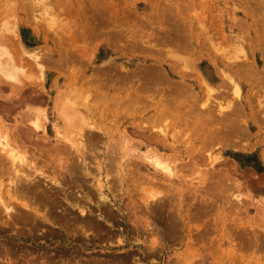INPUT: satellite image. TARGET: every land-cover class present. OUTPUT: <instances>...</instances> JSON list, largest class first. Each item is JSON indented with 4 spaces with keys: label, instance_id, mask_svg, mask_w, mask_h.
<instances>
[{
    "label": "rangeland",
    "instance_id": "rangeland-1",
    "mask_svg": "<svg viewBox=\"0 0 264 264\" xmlns=\"http://www.w3.org/2000/svg\"><path fill=\"white\" fill-rule=\"evenodd\" d=\"M256 1L257 0H101V1L100 0H73V1L72 0H38V1L37 0H34V1L32 0H0V50L5 51V49H7L8 51H10V53L12 54L15 53L14 57L19 58L21 62V65L19 67H21L24 70V74H21L19 72V74L16 76L18 81L15 79L6 78L3 75V73L0 71V113L1 115H3V118L7 122V124L11 127L12 132H17L16 133L18 134L17 138L19 136L20 142L22 141V143H24L26 147L27 146L31 147V148L29 147L28 148L33 152L28 151L30 152L28 154L36 155L35 157H37V159H36L35 166L41 167L45 165V168L48 169L50 165L46 164V162L51 163L52 161L53 163L54 161L53 157L55 155V150L53 151V147L49 146L50 144L48 143L50 142L48 141L53 138L55 129L60 128L61 132L64 131V133L66 132L67 134L68 132L73 131V130L74 132L78 131L79 126L77 127V125L79 124H77L78 122H76L77 119H74L76 123L74 122L75 125L72 124L74 127L72 126V129L70 127L69 131L67 130V126L64 124L65 121L63 120V118H65L64 115H66L64 114V111H67L70 113V110L68 109V107H66L67 105L66 106L64 105V103L66 102V99L68 98L69 101L74 100V103L77 101L76 103H79L80 105H82V102H83L82 99H84L82 97L83 95H79V96L76 95L77 96L76 97L74 93H71L73 95L66 96L68 92H65L66 90L65 88L68 87L67 84L69 85V83L67 82L65 83V80L61 78L60 75H59L60 77L58 76V73L62 72V69H63L61 67L62 64L59 65L60 63L59 61L63 60L59 57L60 56L59 54H61L60 52H65L66 50H68L70 51V53H72L74 52L73 47L74 48L76 47V50L75 49L74 50L78 52L80 51L81 55H77L78 59L76 60V62L74 61L75 63L71 67L75 66V68H79L80 70L82 68L83 70L81 73H84V72L91 73L92 72L95 75L99 74L102 79V77H105L108 74L111 75L113 73H116V71L118 70H122L120 68H125V69L130 68L131 69L132 67L134 68L136 64L137 65L139 64L147 65L146 61H143V60L141 61V58L142 59L145 58L143 56L144 55L143 52L141 51L139 52L138 49H135L132 47H131L132 49L125 48L124 43L127 42V44L125 43L127 46L129 44L128 41L130 39L129 40L126 39L127 41H125L126 34L121 35L120 32L122 33L123 31H120V32L119 30L116 31V28L123 29V27L125 28L128 25L127 26L128 27L127 37L133 34L134 36L138 34L140 38L142 37V39H144V37L145 38L150 37L148 43L154 44L155 42L153 41L155 40V38H151V37L153 36L162 37L164 36V33H166L167 35L171 31L175 30V26L178 24L179 21L182 24L181 27L183 28V30H185L188 27H191L192 31H194V32L183 31L184 33L185 32L186 33L188 32L191 34L194 33L195 35L194 37L197 36L200 39L202 38L201 39L203 40L202 49L206 48V50H202L203 52H200L199 50L194 51L191 47L189 50L180 53V51H177L174 47L172 46L169 47V44H165L166 46L159 44L156 48H154L155 50L159 49V51H163V52L166 51V53L164 54H168L169 51H173L172 53L178 57L177 60L172 59V61L171 60L169 61L171 63L173 62L172 64L170 63L171 66L175 64L173 67L177 68V70L181 69L182 66H183V69L184 68L188 69L189 75L191 77L190 81L192 80L191 81L192 83L195 82L194 84L197 87V89L198 88L200 89V85L202 87L209 85L216 92L218 91V92L223 93L222 95H224V92H225V95L228 94L227 97L225 95L222 97L220 93L219 96L221 95V98L219 97L218 99H217L218 97L217 95H216L217 97H215V95H212V97L214 96L213 98H215L216 101L215 99L213 100V98L211 101H214L215 103L220 102L222 103V105H224L225 103H227V100H228V102L230 103L234 102L232 103L233 105H235L236 103L238 104L239 99L240 100L242 99V101H244L242 97L250 89H252V92L255 93V94H252L253 100L257 103L259 99V100H262L264 103V89H262L264 87V82L261 84V82L264 81L262 80L264 78L262 77V75H259V74L264 73V45H263L264 41H263V44H261L259 47L254 46L252 44L253 41L250 39V37L246 36L248 35L249 31L244 28L245 27L244 23L248 19V16H246L245 14L246 13L245 10H249V7L255 11L254 12L255 16H257L258 13H261V14H258L257 19L260 20L261 18L262 19L264 18V16H262L264 15V6H263L264 0H261V1L259 0L257 2ZM86 2L88 5L86 4ZM254 3H256V5L258 3L259 4L257 5L258 7H256ZM94 4L95 6L97 4H100V5H97L95 7ZM104 5L107 6L106 7L107 10L105 9ZM179 5L184 6V7H180ZM99 6H101L100 9H99ZM185 6L188 7L186 9L187 12L185 11ZM102 8L104 10H102ZM71 9H74V10H71ZM93 10L94 12L96 11L97 14L94 13ZM183 11L187 14H185ZM71 12L73 13L76 12L74 14L75 15L77 14V16L73 15V13ZM98 12L99 13L103 12L104 14L103 13L99 14ZM124 12L127 14V16ZM44 15H47V16L50 15V16L49 18H47V16H44ZM78 15L82 17H79ZM193 15L196 19L193 17ZM51 16H53V19L50 18ZM92 16H94V20L89 19V17L92 18ZM102 16L104 18H102ZM107 16L109 17L108 19H110V21L111 20L114 21V22L112 21L110 22V24L113 23L112 25L108 26L110 28L106 27L108 25L106 21H109L106 18ZM70 18L72 19L70 20ZM100 18L103 20L106 19V21L103 22L101 20L102 21L101 22ZM193 18L195 19L194 21H193ZM42 20L43 22H41ZM48 21L49 22L51 21V22L49 23ZM181 21H183L184 23L186 22L187 24H190V26L187 27L186 24L184 25ZM195 21L197 23H195ZM52 22H54L53 23L54 26L51 24ZM83 22L84 23L88 22V26L90 25V23L94 24L95 30H93L92 28H89L86 23L83 24ZM116 22L119 23L118 26H115L117 24ZM49 24H51L53 28L49 26ZM75 24H76V27H74ZM120 24H122L123 26L122 25L120 26ZM47 25L48 27L52 28L51 31L49 30ZM80 25L81 27L82 25L88 27L90 32H87L88 29L86 30V27H84L85 29L83 31H86L87 32L86 34H84L85 32L83 34H79L78 31L77 33L76 30H80L79 29ZM64 26L65 27L68 26V28L66 29ZM60 27H62L63 29H61ZM131 27L134 29H132ZM191 28L189 30H191ZM109 29L110 30L112 29V30L110 31ZM72 30L75 31V33L70 32ZM137 30L139 33L136 32ZM131 31H132V34H130ZM246 32L248 33L246 34ZM128 34L130 35L128 36ZM134 36H132V39ZM139 36H135L137 37V39L136 38L133 39V40L136 39L135 40L136 43L138 39L140 40ZM67 38H69V40ZM55 40L57 42H55ZM71 40L72 41L74 40V41L72 42ZM118 41L120 42L118 43ZM145 46L149 47L148 45H145ZM163 46H165V48ZM169 48L172 50H170ZM1 54L2 52H0V58H1ZM32 56L40 57V58L42 57V58L38 61V63L36 62L35 64V62L32 61L34 60ZM44 56H46L47 59L50 58L51 60H53V62H51L52 64L50 62H47L46 60H43ZM56 60H57L56 63L58 64L55 63ZM232 62L234 63L236 62L235 65L241 64L244 66L250 64V62L253 63L256 68L255 71L259 72V74L256 72L258 76L255 75L256 78L253 77L252 79H255V81L258 82L262 78L261 79L262 81L260 80V82H258L254 86V80L250 82L251 79L247 81V79L245 78L243 79L237 76L238 74L236 75L234 72H230L229 67ZM39 63L43 66L45 72H42L41 69L37 66V64ZM58 65L60 67H58ZM56 68L58 69L62 68V69L61 71L59 70L58 72V69ZM67 69L68 70H63V72L65 71L66 72L68 71V72L67 73L65 72L66 75L62 74V76L66 77L69 74L70 67H68ZM227 70H229L231 74ZM227 73L229 74V77L234 79L240 86L241 91L239 93L234 92L233 88L231 89L232 85L224 77V74H227ZM55 76H57L58 78L55 79ZM79 76H81L78 79L79 82L77 81L76 82L80 85V82L83 76L82 75H79ZM100 76L98 77L99 79H100ZM244 80H246V82ZM247 82L248 83L250 82L249 84H253V86L247 84ZM71 83H73V81H71ZM248 86H251V88L249 87V90H248ZM40 87L41 88L43 87L44 91ZM253 87H256V89H254ZM61 89H63L64 91L62 92L65 93V95L63 96H62L63 93L62 94H59V92L57 93V90L58 91L60 90L61 92ZM69 94H70V91H69ZM59 95H61L60 98H59ZM65 96L66 98H64ZM63 98L65 99V101L62 100ZM222 98H225V99H222ZM204 99H206V95L203 96L201 101H203ZM235 99L237 100L236 103H235ZM240 100L239 102H241ZM60 105L62 107H60ZM63 105L65 106V108L63 107ZM60 108H64L63 112L61 111L62 109ZM256 110H258L257 104H256ZM59 112L61 113V115ZM242 113H244V117H245V113L248 114L247 111L242 112ZM262 117L263 116L261 114V118ZM244 121L241 122V125L244 126V128H246V124H247L248 130L252 134L251 136H249L246 139L241 140L240 143L236 145L229 143V141L227 142L222 141L220 143L219 142L213 143L214 142L213 141L212 142L213 144L212 143L204 144V143H200L199 141H197L196 144L198 146L196 145L194 148L198 147L197 152H199V154H197V152L192 154L193 150L191 149V147H189L188 150L185 148V146H188V144L184 145V142L182 141V139L178 137L176 133L177 128L176 130L173 129L174 131L168 130L167 132L169 133V135L172 132L176 134L175 138L179 140V142H176L178 145L175 146L174 151H169V152L164 151V152H166V154L168 155L169 154L173 155V157L178 155L174 157L176 162L175 160L173 162L177 168H183L184 172L181 171L182 174L180 173V177L178 179H173L172 189L174 188L173 189L174 191L171 190L172 192H170L168 187L166 189H163L161 188L163 187L161 185H160V188H158L159 185H157L154 191L156 190L157 194L159 195L161 194L160 196L157 195L158 198H161V197L163 198L164 194L167 195L168 193H169L168 194L169 196L173 193L174 194L177 193L175 194L177 195V198L179 194L184 195L185 197L183 198H187V200L185 199L184 204H188V202L193 203V208L191 207L190 210L192 209V212L196 214L197 210L195 209V207L197 205V201L201 199V196L203 197V199L201 200H204V199H208V197L211 195V194L209 195L208 192L205 193L206 195H204L201 193V190L205 189L207 191L210 186L214 188L217 187L216 184H218V180H217L218 178L221 179V182L223 181L225 183L226 178L223 179L224 177H227V179L232 176L237 177L238 180L243 183L242 185H240L239 189L228 188L227 192L222 193L220 190L221 189V186H220L219 190L218 188H215L214 191H216L219 194V196L222 195L221 197L217 198L219 201L221 198L222 199L224 198L232 199L234 198V195H240L241 199L247 202L245 203L246 206L237 211L235 210V208L233 209V207H231L233 206L232 204L226 205L224 203L225 206L224 204L223 206L218 204V206H216V208L213 211L211 210L207 212L205 215H202L200 219H198L199 222L202 223L206 221L205 223H207V225L209 224L208 229H210V234L209 236L205 237L204 242H209L213 245L214 248H216L218 246L217 240L220 239L219 233H221V231L219 232V230H217V232H215V231H212V228L214 229V227L220 225L219 218L223 220H227L226 221L227 228L229 227L227 226V224L228 225L231 224V226H236V230L232 229L233 231H231V233L233 232L234 235L233 236L228 235L229 238H233V239L235 238V239L234 240L230 239L232 241L229 240V241L223 242L224 249L220 251L221 254H225L226 250L229 249L228 246H230L231 248L234 247L236 249L237 257L239 259L241 258L240 261L237 260L235 264H251L250 260H248L249 258L250 259L252 258L251 262L253 264H257V263L264 264V246L262 244L264 243V155L262 156L264 152V146H263L264 142L262 143L260 142V135L258 133V131L261 128H262L261 129L262 132L264 130V117L261 119V122H259V125H261L262 127H258V129H254V127H252L254 120H250L249 123H247L246 120ZM33 122L39 123L40 127L44 126L46 132L45 133L42 132L40 127H38L39 129H34V125L32 124ZM15 123L18 126V127L16 126V128L14 125ZM20 126L22 127V129ZM54 126H57L58 128H55ZM16 129H18L19 131L21 129L22 133L19 132L18 130L16 131ZM26 129L27 131H25ZM34 130H37V131H34ZM207 132L208 131H206V133ZM113 133H115L114 134L115 136L118 134V132H111L112 135ZM16 134L14 133L13 136L15 137ZM253 134H257V135H253ZM21 135H23V138ZM24 135H26V137ZM101 137L99 136V139L101 138L100 139L101 144H98L99 146L98 145L97 146H98V149H100L101 151H105L103 149L104 146L102 145V143L107 138L104 137L103 135ZM175 138L174 140L177 141ZM12 139H16V137L15 138L12 137ZM135 140H138V138H135ZM16 141L18 142L19 140H16ZM35 144L36 146L38 145V147H36ZM40 147H42V149L45 147L44 151ZM47 147L48 148L50 147L54 154L51 153V151L49 152L48 150H51V149L50 148L47 149ZM137 147L138 146L134 148H137ZM36 150H38L37 151L38 154ZM46 150H47V156L49 157L52 156V158L48 157L50 161L46 159V154H44L46 153ZM144 151H145V147L142 146L140 147V152L139 151L138 152L139 154H142ZM40 152H42L43 154H39ZM48 152L51 153V155ZM138 152H136V154H138ZM208 153L212 154V156H217V160L215 162V168H212V166H209L208 163H204L205 160H203L197 163V165L199 166L193 167V168H198V169H194V170L188 169L193 164L192 161L196 156L203 155V157H207L206 154ZM100 157H101V154H100ZM42 158L43 160H41ZM77 161L78 160L76 159V162ZM94 163L96 164V160ZM93 165L94 164H91L92 167ZM48 170H49L48 171L49 175H51L50 169ZM199 170H200V173H199ZM93 172L96 173L97 171L93 170ZM141 173L144 174L147 172L144 168H142ZM201 173L203 174V176H200L202 175ZM31 174H33L32 171H31ZM134 176L135 175L132 176V174L131 175L127 174V176H124V179L126 182V185L124 184V186H120L119 185L120 183L118 181H115V184H116L115 191L116 192L113 190L114 192L113 191L112 193L109 192L110 193L109 197L107 196L106 197L109 200L110 198H115L117 201V202L115 201L116 203L111 200L109 201L108 199L105 201L106 203L103 202L101 199L99 200L100 194L106 195L108 193L106 191H105L106 193L99 192L98 188L96 187L97 176L96 178L94 176H85V180H83L84 177L82 176L83 178L81 177V180L84 182V185H81L82 186V187L80 186L81 188H79V185H78L79 183L74 184L76 185L75 187L73 183H71L69 180L65 182L66 184H68L67 186L64 182L61 183V185L59 186V185H55L53 182L49 181L47 178H43V176H36L35 178L36 180H38L37 184L38 185L39 183L42 184V185L40 184L38 187L40 190L39 194H41V192H44V191H45L44 192L45 195L48 193L46 196H48L49 193L52 194V195L50 194V196L48 197L46 196L44 197L43 195V197L46 200L42 199V195H38L39 197H41L40 199L42 203L44 204L46 203L45 205L43 204V206H40L39 205L40 203L38 200L37 203L40 208L39 213L45 212L44 209L46 208L44 207H47V209L49 208L52 212L54 211L53 213L55 215L51 213V220L45 221L46 223L43 220H41V217H38L39 220L43 221V223L41 221L39 223V221L37 222L36 220V222L39 223L38 226L40 227H38L37 229V226H36L37 224H36L34 227V230H35L34 232L31 226L33 220H35L33 219V216H31L32 214L34 215V212H31L32 210H30L29 212L30 214H29L28 213L29 209L28 210L26 209V212L28 215H25L26 212L23 214V212L25 211V208L23 206L21 207V205L15 208L16 211H14L15 209L8 210L7 212L11 211V214L13 216L16 212L15 215L17 218L14 216L15 218L14 219L13 216H10L11 214L7 216L6 215L7 212H3L1 209V212L3 213H2V216H0L1 217L0 218V249L2 248L0 250V254L2 253V251H4L5 254L3 252L4 260H3V256L0 255L1 256L0 263L2 262L1 264H6L8 262L10 264V262L12 263L14 262V264H24V263L37 264L36 261L37 262L40 261L38 264H41L42 262H46L47 264V259L49 258L48 259L49 263L50 261L51 263L52 261H54L52 264H66V263L69 264L70 262L71 264H82V263L83 264H91V263L97 264V262L98 264H182L183 260H186V261L188 260L190 264H199L201 253L197 251L198 256L196 254V251L193 252L192 254L191 248L189 250V252L191 253H189L188 250H186L185 244L182 245V243H178V242L169 244V241L167 240V242L164 243V245H166V248L164 250H161L160 248H158V252L156 253V255L151 256L147 252H148V248H149V245H150V242L153 236H150V235L148 236L146 233L137 234V232L134 230L133 232L132 231L128 232V228H126L124 225V221H125L124 219L129 218L127 216L132 215L133 218L132 217L130 218L135 219V220H137L139 217L144 219L143 217H141V212H139L140 214H138V211L141 209L140 206L143 204L139 196H142V194L140 193L141 190L149 186L145 182H144L145 184L141 182L142 179L137 178L136 180L135 179L136 177L133 178ZM93 177L95 178V181L93 180L94 179ZM214 177H217V179H215ZM103 179L105 180V178ZM134 179L136 182H139L140 185L139 183H136ZM79 182L80 184L82 183L81 181ZM7 186H8L7 184L3 186L5 187L4 188L5 190H3V187L2 189H0L2 190L1 191L2 196L4 195L5 199H6V196H5V193L3 194V192L6 191V189L8 188ZM135 186L137 190L134 189ZM127 187L132 191V194H133L132 196H131V191H128ZM135 190L137 192H135ZM222 190H226V189H222ZM75 191H77L76 194H75ZM111 194L113 196L115 194V197H113ZM146 195L148 196V193L145 194L144 197H147ZM150 195L151 194L149 193V196ZM168 195L166 197H169ZM175 195H171V196H173V200H172L173 206H176V209H177L178 205H176V201L178 202V199L175 197ZM52 196H54V198H52ZM130 197L132 198V200ZM49 198L54 199L53 200L54 203L52 204L56 205L57 203L55 207L54 205L53 207L50 206L52 205L50 204L52 202V199H49ZM78 198H80V200H78ZM134 198H137V199L134 200ZM47 199L49 200L48 202H46ZM67 199L68 200L70 199L71 201L69 200L68 202ZM55 201L57 202L55 203ZM108 201L110 204L108 203ZM135 201L137 203L138 201H141V203L135 204ZM136 205H139L140 207L139 210ZM0 206L2 205L0 204ZM15 206H18V205H15ZM128 206L130 207L131 210L128 209L129 208ZM132 206L134 207L132 208ZM32 207H34L33 204H31V208ZM164 207L165 208H163V212L157 215L158 219L161 217L160 224H162L165 219L162 225H165L167 221L166 217L168 213H173L174 211L173 209H170L168 202L166 203V206ZM56 208L59 211H57ZM223 208H225V210ZM62 209L63 210L66 209L67 211H64L65 212L64 213ZM136 209L137 211H135ZM60 210L62 211L60 212ZM127 210L130 211L129 212L130 214H128ZM55 211H57V213ZM108 211H111V213L112 212L114 213L111 214ZM58 212L61 214H58ZM107 212L110 215L107 214ZM184 212L186 211L184 210ZM17 213H20L19 215H21V217L17 215ZM135 214L139 216L135 218L137 216ZM22 215L23 216L25 215L26 219L24 218L22 219L23 217ZM52 215L54 216L52 217ZM27 216H29V219L31 216L32 220L31 219L29 220ZM111 217L114 221L111 219ZM214 219H217L219 221V224H214L212 222L214 221ZM22 220L24 221L28 220V222L30 221L29 222L30 224L28 223L24 225L26 222L24 223V221ZM6 222L8 224H6ZM119 222L121 224H118ZM21 223L24 226L21 225ZM236 223L238 224V226L235 225ZM27 225L29 226L28 230L32 231V232L30 231L31 234L29 233L28 230L27 232L25 230L26 228L25 226ZM65 225L68 227H66ZM162 225H159L158 227ZM22 226L25 228H23ZM122 228L123 229L125 228L124 231L122 230ZM227 228L225 230L229 234L228 231L230 229L228 230ZM83 229H85L84 231H86L85 232L86 234L83 232ZM111 233L113 234L115 233V234L112 235ZM154 237L158 239L157 236H154ZM122 241H124L123 244H121ZM241 242L243 243L242 249L239 248V244ZM232 243H234L235 246ZM249 244L257 247L254 252L252 249H249V246H250ZM8 245H9V248H8ZM4 246H6L8 249ZM10 248H13V249L11 250ZM258 248H259V251H257ZM187 252L189 256L187 255ZM190 255L191 256L195 255V257L192 258ZM45 256H47L48 258L46 259ZM222 256L225 257V258L222 257L223 264H227L228 258L225 255H222ZM119 257L120 258L122 257V258L120 259ZM189 257L192 258V261H191V258L189 261ZM9 258L13 259L14 261L11 259L10 261ZM256 258H258L259 260H257ZM109 260H112V261H109ZM229 263L230 262H228V264Z\"/></svg>",
    "mask_w": 264,
    "mask_h": 264
},
{
    "label": "bare ground",
    "instance_id": "bare-ground-1",
    "mask_svg": "<svg viewBox=\"0 0 264 264\" xmlns=\"http://www.w3.org/2000/svg\"><path fill=\"white\" fill-rule=\"evenodd\" d=\"M32 1H34V0H32ZM257 1H259V0H257ZM96 3H98V2H96ZM258 3H257V5L260 4V3L259 4ZM86 4H87V2H86ZM254 4L256 5V3H254ZM97 5H100V4H97ZM257 5H256V7H258ZM91 6H93V5H91ZM94 6H95V4H94ZM101 6H99V9ZM106 7L107 6H105V9H106ZM180 7H184V6H180ZM190 7H192V6H190ZM173 8H175V7H173ZM187 8L188 7L185 6V11ZM247 8H248V6H247ZM261 8H263V7H261ZM259 9H260V7H259ZM71 10H74V9H71ZM102 10H104V9L102 8ZM93 12H94V10H93ZM245 12H246L245 13L246 16H248V19L244 23L245 24L244 28L249 31V33L246 32V34L248 33V35H246V36L250 37V39L253 41V42L252 41L251 42L254 46L259 47L261 44H263V41H264V18L262 19L260 17L261 18L260 20H262V21L257 19L258 14H261V13L256 12L258 14H257V16H255V14H254L255 11L252 10L250 7H249V10H245ZM71 13H73V12H71ZM74 13H76V12H74ZM74 13H73V15H75ZM94 13H96V11ZM100 13L102 14L103 12H100ZM185 14H187V13H185ZM54 15H56V14H54ZM122 15H124V14H122ZM44 16H47V15H44ZM49 16H47V18H49ZM75 16H77V14ZM78 16L82 17L80 15H78ZM126 16H127V14H126ZM262 16H264V15H262ZM85 17H84V19H85ZM90 17H91V15H90ZM90 17H89L90 20L91 19L94 20V16H92V18H90ZM193 17H194V15H193ZM50 18L53 19V16H51ZM102 18H104V17L102 16ZM106 18L109 21H106V19L103 20L101 18H100V21L101 20L103 22L106 21L108 24L106 27H108L109 25H112L113 23L110 24V22L112 20L110 21V19H108L109 18L108 16ZM194 18H193V21L196 19V18L195 19ZM71 19L72 18H70V20ZM86 19H88V18H86ZM80 21H82V20H80ZM41 22H43V20ZM54 22H55V20H54ZM54 22H52L51 24L53 25ZM112 22H114V21H112ZM181 22L184 25L186 24L187 27L190 26V24H187L186 22L185 23L183 21H181ZM62 23H64V22H62ZM85 23L83 22V24H85ZM195 23H197V22L195 21ZM51 24H49V26H51L53 28L54 25L52 26ZM86 24L88 26V22ZM118 24L119 23H117L116 25L114 24V25L118 26ZM121 25L122 24H120V26ZM127 26L125 28L123 27V29L122 28L117 29L116 27L115 28H116V31L117 30H119V32L123 31L122 33L120 32L121 35L126 34L125 41L130 39L128 41L129 44L127 46H126L127 42H125L126 44L124 43L125 48H131L132 47V48L138 49L139 52L140 51L143 52V54H144L143 56L145 58L144 59L141 58V61L142 60L146 61L147 65H140V64L137 65L136 64V66L134 68L132 67L131 69L130 68H127V69L120 68L122 70H118V71H116V73H113L111 75L108 74L107 76L102 77V79H101V76L99 74L95 75L92 72L91 73H88V72L81 73L83 70L82 68L80 70L79 68H75V66L71 67L72 65H74V63L78 59L77 55H81L80 51L79 52L75 51L76 47L75 48L73 47L74 52H72V53H70V51H68V50H66L68 52H66V51L60 52L61 54H59L60 55L59 57L63 60L59 61L60 62L59 65L62 64L61 67L63 69L61 68L62 72H59V70L61 71V69H58V68H56V69H58V72H59L58 76L60 75L61 78H63L65 80V83L66 82L69 83V85L67 84L68 90H67V88H65L66 89L65 92H68V94H66V96L73 95L71 93H74L75 96L76 95H78V96L83 95L82 97L84 99H82L83 100L82 105H80L79 103H76L77 101L74 103V100L69 101L68 98L66 99V102L64 103L62 100L65 101L64 98H66V96L62 100L60 99L64 103L65 106L67 105L66 107H68V109L70 110V113L67 111H64V114H66V115H64L65 118L62 117L63 120L65 121L64 124L67 126V130L69 131L70 127L72 129V126L75 125L76 122H78L77 124H79V125H77V127L78 126L79 127H78V131L74 132V130H73V131L68 132V134L66 132L64 133V131H62L63 132L62 133L60 128L55 129V133L53 134L54 135L53 138L48 141V142H50V143H48V144H50L49 146L53 147V151L55 150V155L53 157V160L55 162L54 161H53V163H52V161H51V163L46 162V164L50 165V167L48 169H50L51 175H49V172H48L49 170L45 168L44 164H43L44 166H41V167L35 166L36 159H37V157H35L36 155L28 154V153H30L28 151H31L29 149L31 147L30 146L26 147L24 145V143H22V141L20 142L19 136L17 138V135H18V134H16L17 132H12L11 127L7 124V122L3 118V115H1V113H0V189H2V187L4 185H6V184L8 185L7 186L8 188L6 189L7 193H6V191L3 192V194L5 193L6 199H5L4 195L2 196V192H1L2 190H0V204L2 205V206H0V212H1V209L3 212H7L10 209L13 210L16 207H19V205H21V207L23 206L25 208V211L24 212L22 211L23 214L26 212V209L27 210L29 209L28 213L30 212V210H32L31 212H34V215L31 213L32 214L31 216H33V219H35V220H33L32 224H31L33 229L32 228H30V229H32L35 232L34 227L36 224H37L36 226L38 229V227H40V226H38V224L40 223L41 220H43L44 222L47 220L50 221L51 220V213L54 214L53 213L54 211L52 212L49 208L47 209V207H44V208H46V209H44L45 212L39 213V211H40L39 205L43 206L44 203H42V201L40 199L41 197H39L38 195H42V199L44 200L45 199L44 197L48 193L45 195V193H44L45 191H44V192H41V194H39L40 190L38 187L41 183H39V185L37 184L38 180H36V178H35L36 176H43V178H47L49 181H51L55 185H59V186L61 185V183H63V182L65 183V182H67V180H69L71 183H73V185L79 183L78 184L79 188L82 187L81 185H84V182L81 180L82 176L84 177V178L82 177L83 180H85V176H94L95 178L97 176L96 187L98 188L99 192L104 193L106 191L108 193L106 195L100 194L99 200L101 199L103 202H105L108 199L107 197H109V195H110L109 192L112 193L113 190L115 191V187H116L115 181H118L120 183V184L118 183L120 186H124V184L126 185L124 176H127V174L128 175L132 174V176L135 175L133 178L136 177L135 178L136 180H137V178L142 179L141 182H143V183L145 182L146 184L149 185V186L147 185L148 187H146L145 189L141 190L140 193L142 194V196L138 195L141 198V201L143 202V204H142L143 206L141 205L140 206L141 209H140L139 205H136L138 207V210L140 209L138 211V214H140L139 212H141V217H143L144 219H142L140 217L137 220L131 219L130 217H132V215H130V216H127V217H129L128 219H124L125 220L124 225L126 228H128V232L129 231L133 232V230H134L137 232V234L146 233L148 236L149 235L153 236L151 239L149 248H148V252H147L149 255L155 256L156 253L158 252V248H160L161 250H164L166 248V245H164V243H166L168 240L169 244H173L175 242L182 243V245L185 244L186 250H188V252H189L190 248L192 249L191 250L192 254L195 251H196V254H197V251L199 253H201V258H200L199 264H223L222 259L225 257L222 255H225L228 258L227 264H228V262H230L229 264H231V263L235 264L236 261L237 260L240 261L241 258L239 259L237 257V255H236L237 252H236V249L234 247L231 248L230 246H228L229 249L226 250L225 254H221L220 251L224 249V247H223L224 243L223 242L229 241L230 239H232V240L235 239V238L234 239L229 238L228 235H230V236L234 235V233L233 232L231 233V231H233L232 229L236 230V226H231V224L230 225L227 224V226H229L227 228L226 227V221L227 220H223V219L219 218L220 225L214 227V229L212 228V231H215V232H217V230H219V232L221 231V233H219L220 239L217 240L218 246L216 248H214L211 243L204 242L205 237L209 236V234H210V229H208L209 224L207 225V223H205L206 221L201 223V222H199L198 219H200V217L202 215H205L207 212H209L211 210L213 211L216 208V206H218V204H220L221 206H223L224 203L226 205L232 204L233 206H231V207H233V209L235 208V210H237V211L246 206L245 203H247V202L243 201L241 199L240 195H234V198H232V199H227V198L222 199L221 198L219 201L217 198L221 197L222 195L219 196V194L216 191H214L215 188H218V190H219L220 186H221L220 190L222 193L227 192L228 188L239 189L240 185H242L243 183L240 182L237 177L232 176V177H229L228 179H227V177H224L223 179L226 178L225 183L223 181L221 182V179H219V178L217 179V177H214L215 179L218 180V184H216L217 187L214 188V187L210 186L207 191L205 189L201 190L202 194L206 195L205 193L208 192V194L209 195L211 194V195L208 197V199H204V200H201V199H203V197L201 196V199L199 201H197V205L195 207V209L197 210L196 214L192 212V209L190 210L191 207L193 208V203L188 202V204H184L185 199L187 200V198H183V197H185L184 195L179 194V196L177 198V195H175L177 193L171 194V195H175V197L178 199V202L176 201V205H178V207L176 209V206H173V201H172L173 196L168 195L169 191L167 192L168 193L167 195L169 197H166L167 195L164 194L163 198L162 197L158 198L157 195H159V194H157L156 190L154 191V189L157 185H159L158 188H160V185H161V186H163L161 188L166 189L168 187L170 192H172L171 190L174 189V188L172 189L173 179H178L180 177L181 171L184 172L183 168H177L173 162L175 160L174 157H176L178 155L173 157V155L169 154L170 155L169 156L168 154H166V152H164V151H167V152L174 151L175 146L178 145L176 142H179V140H177L175 138L176 134H174L173 132L172 133L170 132L171 134L169 135V133L167 132L168 130H173V129L176 130V128H177L176 133H177L178 137L180 139H182V141L184 142V145L188 144V146H185V148L187 150L189 147H191V149L193 150L192 151V154H193V153H196L197 149H198V147L194 148L197 145L196 144L197 141H199L200 143H204V144H210L213 141H214L213 143H218V142L220 143L222 141L223 142L229 141V143L236 145V144L240 143L241 140L248 138L252 134L249 132V130L247 128V124H246L247 129L241 125V122L244 120H246L247 123H249L250 120H254L253 126H252V127H254V129H258V127H262L261 125H259V122H261V119L264 117V103L262 100H259L258 98H257L258 101L256 103L253 100V95H252L255 93L252 92V89L249 90V87L251 88V86H253V84H249L252 80H254V86H255V84L260 82V80L262 78L261 79L259 78L260 80L258 82H256L255 79H252L253 77L256 78L255 75H257V73L259 74V72L255 71L256 68H255L253 63L250 62V64L244 66L241 64L235 65L236 62L235 63L232 62L230 67H229L230 72H234L236 75L238 74L237 76H239L243 79L245 78V79H247V81H249L251 79L249 83L247 82V84L251 85V86H248L249 91L246 92L244 94V96L242 97L244 99V101H242V99L241 100L239 99L241 102H239V100H238V104H237L236 103L237 100L235 99V103L237 105L236 104L233 105L232 103H234V102L230 103V102H228V100H227L228 104L224 102L226 104V106H225V104L222 105V103H220V102L215 103L214 101H211L212 98L214 97V96L212 97V95H215V97L218 96L217 97V99H218L219 97L221 98V95L223 93L217 91L218 92V94H217V92L213 88H211L209 85H207L205 87H202L200 85V89L199 88L197 89V87L194 84L195 82L192 83L191 82L192 80L190 81L191 77L189 75L188 69H185V68L183 69V66H182L181 69L177 70V68L173 67L175 64L173 66L170 65V63H171V62H169L170 60L171 61H172V59L177 60V58H178L175 54L172 53L173 51H169L170 52L169 53L167 50L168 54H164V53H166V51L165 52L159 51L158 48H157L158 50L154 49L159 44L160 45L169 44V47H171V46L174 47L177 51H180V53L189 50L191 47L194 51L199 50L200 52H203L202 50H206V48L202 49V45H203V40H201L202 38L200 39L197 36L194 37L195 36L194 33H192L193 35L191 33H188L189 31L190 32L192 31L191 27L186 28V26H185L186 29L183 30V28L181 27L182 24L179 21L178 24L175 26V30L171 31L167 35H166V33H164V36H162V37H154L152 35L153 37H151V38H155V40L153 41L155 43L150 44V43H148L150 37H147V38L144 37V39H142V37L140 38V36L138 34L135 36H139L140 40L138 39L137 43H136L135 40L137 39V37H135L134 34L130 35V34H132V31L130 32V34H128V36L129 35L130 36L127 37V31H128ZM47 27H48V25H47ZM74 27H76V24L74 25ZM84 27H86V26L82 25V27H81V25H80V27H79L80 30H76V32L78 31L79 34H83L85 32L84 34H86L87 32H90L88 27L95 30L94 24H91V23L88 27H86V30L88 29L87 32L83 31L85 29ZM48 28L51 31L52 28H50V27H48ZM60 28L63 29L62 27H60ZM65 28L67 29L68 26ZM108 28H110V27H108ZM190 28H191V30H189ZM81 29H82V31H81ZM132 29H134V28H132ZM193 30H194V28H193ZM80 31H81V33H80ZM168 31H170V30H168ZM183 31H188V32L184 33ZM53 32H54V30H53ZM70 32L75 33V31H73V30ZM91 32H93V31H91ZM136 32H138V30ZM192 32H194V31H192ZM132 36H134L133 39L134 38H136V39L133 40ZM61 39H63V38H61ZM67 39L69 40V38H67ZM151 40H153V39H151ZM116 41H117V39H116ZM123 41H124V39H123ZM55 42H57V41L55 40ZM119 42L120 41H118V43ZM145 45H148L149 47H146ZM165 46H163V47L165 48ZM3 47H4V45H3ZM167 47H168V45H167ZM211 49H213V48H211ZM170 50H172V49H170ZM213 50H215V49H213ZM242 51H244V50H242ZM0 52H2L1 58H0V71L3 73V75L6 78L17 80L16 76L19 74V72L21 74H24V70L21 67H19L21 65L19 58H15L14 57L15 53L12 54L7 49H5V51L0 50ZM78 53H80V54H78ZM32 58L34 59L32 61H34L36 64V62L38 63V61L42 57L40 58V57L32 56ZM224 58H226V57H224ZM227 58H229V57H227ZM43 60H46L47 62H50V63L53 62V60H51L50 58L47 59L46 56L43 57ZM180 61H181V59H180ZM225 61H226V59H225ZM225 61H223V62H225ZM56 62H57V60L55 61V63ZM56 64H58V63H56ZM59 65H58V67H60ZM37 66L41 69L42 72H45L43 66L40 63L37 64ZM68 67H70L69 74L66 77L62 76V74L66 75L65 74L66 71L63 72V70H68L67 69ZM227 71L229 72V70H227ZM55 73H57V72H55ZM224 73H226V72H224ZM79 75L83 76L82 80L80 79L81 80L80 85L77 83V82H79L78 81L79 77H81ZM259 75H262V77L264 78V76H263L264 73L259 74ZM99 76H100V79L98 78ZM221 77H222V75H221ZM224 77L232 85L231 89L233 88L234 92L239 93L241 91V88L238 85V83L234 79L230 78L228 73L224 74ZM56 78H58V77L55 76V79ZM262 80H264V79H262ZM71 81H73V83H71ZM244 81L246 82V80H244ZM263 82L264 81H262L261 84ZM56 88H57V86H56ZM253 88L256 89V87H253ZM41 89L43 90V87ZM262 89H264V87ZM62 91H64V90L61 89V92H60V90L59 91L57 90V93L58 92H59V94L63 93L62 94V96H63V95H65V93ZM69 91H70V94H69ZM255 92H256V90H255ZM220 93H221V95L219 96ZM205 95H206V99L201 101V99ZM224 95H225V92H224ZM224 95H222V97ZM227 95H225V96L227 97ZM60 96L61 95H59V98H60ZM69 99H70V97H69ZM214 99L215 98H213V100ZM222 99H225V98H222ZM215 101H216V99H215ZM255 103L257 104L258 110H256V104ZM214 104H216V105H214ZM64 105H63V107L65 108ZM60 107H62V106L60 105ZM64 108H60V109H62L61 110L62 112H63ZM68 109H66V110H68ZM245 111H247L248 114L245 113V117H244V113H242V112H245ZM261 114L263 116L262 118H261ZM60 115H61V113H60ZM44 119H45V117H44ZM74 119H77L76 122L74 121ZM16 123L14 124L15 128L18 124V123L17 124ZM32 124L34 125V129H39L38 128V127H40L39 123L33 122ZM66 126H64V127H66ZM42 127H40V129L42 130V132L45 133L46 132L45 128H44V126H42ZM54 127L58 128L57 126H54ZM249 128H250V126H249ZM18 129H16V131ZM21 129H22V127H21ZM21 129H20V131L19 130L18 131L21 132ZM64 129H66V128H64ZM261 129L258 131V133L260 135V142L262 143V142H264V130L262 132ZM25 131H27V129ZM34 131H37V130H34ZM119 131H120V133H119ZM206 131H208V132L206 133ZM72 132H74V133H72ZM111 132H118V134L115 136L114 135L115 133H113V135H112ZM14 133L16 134V136H15L16 139H12V137L15 138L13 136ZM102 135L107 138L105 141L103 140L104 142L102 141L103 142L102 145L104 146L103 149L105 151H101L100 149H98V146H99L98 144H101L100 139L102 138L101 137ZM253 135H257V134H253ZM21 136L23 138V135H21ZM24 136L26 137V135H24ZM99 136L101 137L100 139H99ZM135 138H138V140H135ZM174 138L177 141H175ZM16 140H19V141L17 142ZM46 142H47V140H46ZM35 146H36V144H35ZM136 146H138V147L134 148ZM142 146L145 147V151L142 154H139L140 147H142ZM263 146H264V143H263ZM36 147H38V145ZM40 148L42 149V147H40ZM44 148L42 149L43 151H44ZM49 148L47 147V149H49ZM27 149H29V150H27ZM37 151L38 150H36V152ZM48 151L49 152L51 151V153H53L52 149L48 150ZM31 152H33V151H31ZM42 152H40L39 154H43ZM136 152H138V154H136ZM51 153H49V154L51 155ZM188 153H189V151H188ZM37 154H38V152H37ZM44 154H46V159H48L50 161L49 158L50 157L52 158V156H50V157L47 156V150H46V153H44ZM100 154H101V157H100ZM197 154H199V152H197ZM206 155H207V157H203V155L196 156L192 161L193 164L188 169L189 170L190 169H192V170L198 169V168H193V167L199 166V165H197V163H199L203 160H205L204 163H208L209 166H212V168H215V162L217 160V156H212V154H210V153H208ZM263 155H264V152H263L262 156ZM76 159L78 160L77 162H76ZM41 160H43V158ZM95 160H96V164L94 163ZM175 162H176V160H175ZM91 164H94L95 166L93 165V167H92ZM142 168H144L147 173H144V174L141 173ZM24 169H26V170H24ZM93 170H96L97 172L95 173V172H93ZM31 171L33 172V174H31ZM199 173H200V170H199ZM200 176H203V174ZM95 178L93 179L94 181H95ZM103 178H105V180ZM135 179H134V181H135ZM79 181H81L82 183L80 184ZM136 183H139V182H136ZM91 184H93V183H91ZM67 185L68 184H66V186ZM139 185H140V183H139ZM59 186H57V187H59ZM74 186L76 187V185H74ZM5 187H3V190H5L4 189ZM123 189H125V188H123ZM134 189H136V186ZM134 189H133V191H134ZM222 189H226V190H222ZM127 190L131 191L129 188ZM136 190H135V192H137ZM76 192L77 191H75V194H76ZM147 193H148V196L147 195L146 196L149 198L144 197V195ZM149 193L151 194L150 196H149ZM50 194L51 193H49L48 196H50ZM43 195H44V197H43ZM77 195H78V193H77ZM132 195L133 194L131 191V196ZM48 196H46V197H48ZM113 197H115V194ZM52 198H54V196H52ZM52 198H49V199H52ZM86 199H88V198H86ZM136 199L137 198H134V200H136ZM38 200L40 203L39 205L37 203ZM53 200L54 199H52V202L51 203L49 202V203L50 204L54 203ZM69 200L67 199L68 202H69ZM73 200H75V199H73ZM78 200H80V198H78ZM110 200L113 202L116 201L115 198H110ZM131 200H132V198H131ZM48 201L49 200L47 199L46 202H48ZM109 201H108V203H109ZM141 201H138V203L135 201V204L136 203L139 204V203H141ZM20 202H22V203H20ZM56 202L57 201H55V203ZM76 202H78V201H76ZM167 202L169 203L170 209H173L174 211H173V213H168V215L166 217L167 221H166L165 225H162L164 223L165 219H164L163 223L161 222L162 224H160L161 217L158 219L157 215L163 212V208H165L164 206H166ZM31 204H33L34 207L31 208ZM78 204H80V203H78ZM170 204H172V205H170ZM225 204H224V206H225ZM15 205H18V206H15ZM53 205L54 204H52L50 206L53 207ZM56 205H57V203H56ZM56 205H54V207ZM136 206H135V208H136ZM99 207H101V206H99ZM133 207L134 206H132V208ZM118 208H120V207H118ZM122 209H124V208H122ZM128 209H130V207ZM223 209L225 210V208H223ZM56 210H57V208H56ZM62 210H60V212ZM105 210H107V209H105ZM184 210L186 212H184ZM14 211H16V209ZM57 211H59V210H57ZM57 211H55V212L57 213ZM64 211H67V210L65 209V210H63V212ZM135 211H137V209ZM135 211H134V213H135ZM3 212L0 213L1 214L0 216H2ZM108 212L111 213V211H108ZM108 212H107V214H109ZM127 212H128V214H130L129 210H127ZM112 213H114V212H112ZM9 214H11V211L6 213L7 216H9ZM15 214H16V212H15ZM15 214H14V216L16 217ZM19 214L20 213H17V215H19ZM40 214H41V216H40ZM58 214H61V213L58 212ZM25 215H28L27 212L25 213ZM25 215L24 216L22 215L23 216L22 219L23 218L26 219ZM54 215H52V217ZM62 215H63V213H62ZM126 215H127V213H126ZM135 215H137V214H135ZM10 216H13V215L11 214ZM14 216H13V218H14ZM19 216L21 217V215H19ZM19 216H18V218H19ZM31 216H30V219L32 220ZM118 216H120V215H118ZM138 216L139 215H137L135 218H137ZM38 217H41V220H39ZM27 218L29 219V216H27ZM36 218H38V219H36ZM111 219H112V217H111ZM36 220H37V222L39 221V223H37ZM106 220H108V219H106ZM22 221H24V220H22ZM43 221H41V222L43 223ZM29 222H28V220L27 221L25 220L24 225L28 224ZM212 222L214 224H219V221L217 219H214V221H212ZM51 223H52V221H51ZM227 223H229V222H227ZM234 223H232V224H234ZM6 224H8V223L6 222ZM118 224H121V223L119 222ZM21 225H23V224L21 223ZM159 225H162V226L158 227ZM235 225L238 226L237 223ZM27 226H25L26 228L23 227V228H25L26 232L29 229V226L28 227ZM66 227H68V226H66ZM225 227L228 230L230 229L228 231L229 234L226 232ZM119 228H120V226H119ZM124 229L122 228L123 231H124ZM84 230L85 229H83V232L85 233L86 231H84ZM28 231L30 233L31 230H28ZM16 233H18V232H16ZM111 234L114 235L115 233L114 234L111 233ZM19 235H20V233H19ZM44 235H45V233H44ZM154 236H157L158 239L155 238ZM88 238H89V236H88ZM113 238H114V236H113ZM232 240H230V241H232ZM123 243H124V241L121 242V244H123ZM232 244H234V243H232ZM262 244L264 246V243H262ZM228 245H229V243H228ZM249 245H250L249 249H252L254 252L257 247L252 246L251 244H249ZM234 246H235V244H234ZM4 247H6V246H4ZM8 248H9V245H8ZM14 248H15V246H14ZM239 248L240 249L243 248L242 242L239 244ZM10 249L12 250L13 248H10ZM257 251H259V248L257 249ZM3 252L4 251H2V253L0 255L3 256V260H4ZM188 252H187V255L189 256ZM189 253H191V252H189ZM4 254H5V252H4ZM197 256H198V254H197ZM191 257L193 258V257H195V255L194 256L192 255ZM191 257H189V261H190ZM45 258L47 259L48 257L45 256ZM45 258H43V259H45ZM192 258H191V261H192ZM10 259L11 258H9V260ZM48 259H47V264H52L54 262V261H52V263H51V261H50V263H49ZM186 259H188V258H186ZM251 259L249 258L248 260H250V263L253 264L251 262L252 261ZM256 259L259 260L258 258H256ZM11 260H13V259H11ZM229 260H231V261H229ZM254 260H255V258H254ZM109 261H112V260H109ZM39 262L40 261H38V262L36 261L37 264ZM92 262H94V261H92ZM187 262H188V260L187 261L183 260L182 264H190L189 262L188 263ZM255 262H257V261H255ZM11 263L12 262H10V264ZM20 263H21V261H20ZM59 263H60V261H59ZM6 264H9V263L7 262ZM12 264H14V262ZM24 264H26V263H24ZM41 264H46V262H42ZM69 264H71V262ZM97 264H98V262H97Z\"/></svg>",
    "mask_w": 264,
    "mask_h": 264
}]
</instances>
